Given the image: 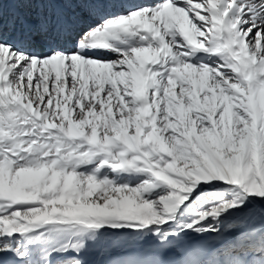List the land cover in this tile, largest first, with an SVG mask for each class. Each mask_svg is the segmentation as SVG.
<instances>
[{
  "label": "snow or ice",
  "instance_id": "snow-or-ice-1",
  "mask_svg": "<svg viewBox=\"0 0 264 264\" xmlns=\"http://www.w3.org/2000/svg\"><path fill=\"white\" fill-rule=\"evenodd\" d=\"M0 264H264V0H0Z\"/></svg>",
  "mask_w": 264,
  "mask_h": 264
}]
</instances>
